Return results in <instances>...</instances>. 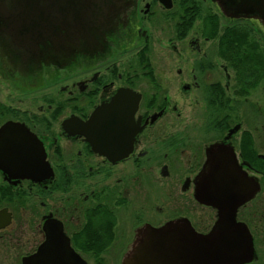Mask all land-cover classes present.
<instances>
[{
  "label": "flooded vegetation",
  "instance_id": "af4514ba",
  "mask_svg": "<svg viewBox=\"0 0 264 264\" xmlns=\"http://www.w3.org/2000/svg\"><path fill=\"white\" fill-rule=\"evenodd\" d=\"M108 9L104 42L54 63L19 62L0 35V79L10 90L0 98V128L11 122V137L32 136L45 162L36 159L33 177L0 168V212L9 215L0 240L21 252L22 264L55 231L89 264L111 248L122 258L147 225L187 219L205 234L221 212L195 193L214 149L217 166L229 164L257 185L234 221L253 245L242 264H264V153L238 116L249 93L239 95L236 70L218 53L230 27L258 22L227 17L213 0H108ZM105 105L101 144L92 143L79 129ZM9 139L0 138V155L11 153ZM162 199L171 217L151 221L142 204L155 201V215ZM207 210L213 221L205 228ZM129 220L133 236L119 245Z\"/></svg>",
  "mask_w": 264,
  "mask_h": 264
},
{
  "label": "water",
  "instance_id": "95a60500",
  "mask_svg": "<svg viewBox=\"0 0 264 264\" xmlns=\"http://www.w3.org/2000/svg\"><path fill=\"white\" fill-rule=\"evenodd\" d=\"M213 1L227 17L257 20L264 30V0ZM111 13L108 0H0V35L19 62L42 58L44 63H54L69 57L74 49L103 43ZM118 103L119 98H115L110 106L116 107ZM107 109L106 105L96 108L79 129L92 143L97 140L101 144L99 138L107 123ZM128 116H132L131 111ZM13 125L16 124L9 122L0 128V138L4 134L10 138L6 150L11 152L0 155V168H12L15 173H10L17 177H33L36 172L33 165L38 163V157L45 163L44 154H36L29 142L33 141L32 136L20 139L14 133L11 137L9 127ZM97 150L104 153L102 146ZM216 157L212 149L209 166L201 176L202 185L195 193L197 200L221 212L212 229L198 233L187 219L170 221L160 227L147 225L138 230L121 264H242L252 259L251 236L245 227L236 225L234 211L251 197L257 185L241 171L228 168L229 164L217 166ZM8 223L9 215L1 211L0 228ZM48 235L35 253L22 259V264H72L71 261L85 264L66 247L64 237L58 232Z\"/></svg>",
  "mask_w": 264,
  "mask_h": 264
},
{
  "label": "rangeland",
  "instance_id": "374dc122",
  "mask_svg": "<svg viewBox=\"0 0 264 264\" xmlns=\"http://www.w3.org/2000/svg\"><path fill=\"white\" fill-rule=\"evenodd\" d=\"M245 26L247 27V25ZM253 26L254 27L248 26V28L251 29L253 35L259 41V44L262 48L261 50H263L264 54V33L258 25ZM172 62L175 66V60H173ZM9 91L10 90L7 83L0 79V98H4V96L9 95ZM238 107H241V110H238V116L240 117L239 119L243 121L246 128L248 127L253 131L255 135L256 146L261 152L264 153V78L261 80L258 86H256L249 92V95L247 97L239 98ZM200 109L204 110L203 107ZM225 113L231 115L229 109H224L223 114ZM235 114L236 112L232 113V115ZM154 202L155 201H146L142 204V208L147 213V215L151 217V221H161L165 218L167 219V217H171L172 211L168 209V206L164 199H162L161 201L162 203H165L164 207L154 215V212L152 211ZM158 205L159 203L156 204L155 207H158ZM212 221V211L207 210V216L204 219V227L207 228L212 223ZM135 225L136 222L133 220H129L126 223L125 232L123 233L125 236H123L122 239L119 240V245L124 240H126V242H129V240L133 236L132 229ZM121 254L122 251H114L111 248L110 251H107V253L103 254L104 258L101 255V257L104 259L102 263L95 262L91 259L89 264H120ZM20 255L21 252L13 250L12 247L9 246V244L4 243L2 240H0V264H17Z\"/></svg>",
  "mask_w": 264,
  "mask_h": 264
},
{
  "label": "trees",
  "instance_id": "16d2710c",
  "mask_svg": "<svg viewBox=\"0 0 264 264\" xmlns=\"http://www.w3.org/2000/svg\"><path fill=\"white\" fill-rule=\"evenodd\" d=\"M259 41L245 25L223 34L218 53L234 70L239 95L248 94L264 78V54Z\"/></svg>",
  "mask_w": 264,
  "mask_h": 264
}]
</instances>
